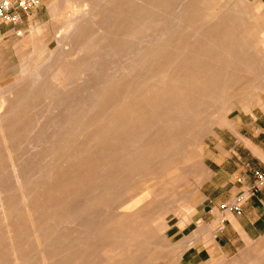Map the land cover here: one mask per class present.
Segmentation results:
<instances>
[{
  "label": "rangeland",
  "instance_id": "obj_1",
  "mask_svg": "<svg viewBox=\"0 0 264 264\" xmlns=\"http://www.w3.org/2000/svg\"><path fill=\"white\" fill-rule=\"evenodd\" d=\"M84 1L42 0L20 24L0 27V166L9 158L5 134L21 168L41 172L25 193L34 219L40 226L47 223L43 238L54 245V259L64 264H264L259 251L225 259L214 239L199 233L206 208L202 185L214 169L212 159L222 155V144L230 149L239 138L264 139V0H156L157 31L168 36L160 40L164 47L152 74L139 80L116 77L118 65L111 56L130 27L131 20L120 17L132 1L86 0L107 18L86 23L83 39L64 40L69 21L77 19L71 9ZM179 15L185 17L182 24L176 21ZM126 44L131 53L136 42ZM88 61L109 64L107 78L114 82L106 85L104 103L85 114L92 96L84 91L87 75L80 74L72 109L80 111L70 123L68 105L48 110L44 87L58 89L52 78L67 80L72 75L65 69ZM49 118L64 126L69 122V129L61 160L45 181L40 176L49 162L31 158L37 154L38 129ZM105 130L111 133L102 137ZM94 132L98 136L88 141ZM3 174L15 239L25 249L26 264H37L21 192L8 171ZM71 208L83 216L74 230L63 223ZM0 264H12L1 221Z\"/></svg>",
  "mask_w": 264,
  "mask_h": 264
},
{
  "label": "bare ground",
  "instance_id": "obj_2",
  "mask_svg": "<svg viewBox=\"0 0 264 264\" xmlns=\"http://www.w3.org/2000/svg\"><path fill=\"white\" fill-rule=\"evenodd\" d=\"M131 1L133 3V7L128 9V11H125L124 9L125 6H124L123 13H121V17H120L121 21H124V22H129L128 20H131L129 24L130 27L128 30H125L123 34L120 35L119 37L120 45L118 49L115 52H113L114 54L111 56H113L116 59V63L118 65V68L116 71V77L125 76V77L139 80L145 76L147 77L150 74H152L154 66L157 64L159 60V57H160L159 55L161 54L160 51H162L164 47V46L161 47L160 40L162 41V40L167 39L168 31H164L161 34H159L157 31L158 30L157 29L158 28L157 14L160 9H159V6L155 3L156 0H131ZM83 3L84 4L77 3L71 9L73 15L76 16L77 19L73 21H69L68 26L66 27L65 32H64V35H65L64 40L73 41L75 39L76 40L78 39L79 41L83 39L84 38L83 30H84L85 25H87L86 23L94 22L98 19L102 20V19L107 18V15L106 16L102 15L100 12L97 11L96 7H92L91 4L89 6L86 0ZM144 9L149 10V12L144 13ZM184 20H185V17L183 16L176 18V21H178V23H181V24L184 23ZM142 37H144V39ZM131 41L136 42L135 49L131 53H127L126 43H129ZM144 42H145V46L143 47ZM63 68H65V66ZM110 68L111 67L109 66V64L107 66L100 61H88L84 65H81V66L77 65V66H74V68L68 69V70L65 69V72L67 73L68 71L69 74L72 75V77L70 76L68 78L67 76L68 78L67 80L64 78H56V77L52 78V80H54L57 83L58 89L44 87V97L46 99L45 104L47 105L48 110L50 107H54L56 104L64 103L68 105L67 107L68 110L66 113H68L67 117H69V122L71 123V121L77 119V115H78L77 113H79L80 110H78L77 113L74 110H72L74 108L73 103L75 101V97L79 93L78 90H76L75 88V82L77 81V77L80 74H85L87 75L88 85L85 86L84 91L89 94V97L92 96L93 98V100L91 98L89 103L87 102L88 105L85 108L86 109L85 111L87 112L85 114H88L93 107H96L97 105H101L102 103H104V99H105L104 96L107 91L106 85L110 81H113V78L112 79L107 78L108 77L107 74L109 73ZM134 87L136 86H133V89ZM125 95H126V92H125ZM1 104H4V101L1 102ZM55 120L56 118H51V119L49 118V120L47 119L46 121L47 124L45 125V127H41L38 129L39 135H37L38 137L36 138V144H35L37 154H35V158L34 157L31 158V159H36L38 157L39 158L41 157L43 160H47L49 162L45 168V171L42 173L43 175L41 174L40 176V179L42 180L45 179V181L47 180V178H49L51 173L56 169V167L58 166V163L61 160L60 156L62 152V143L64 141L63 134L65 131L69 129L67 127V125L69 126L68 124L69 122L65 124L64 126V125L58 124L57 121ZM125 127L126 126L124 125L122 128H125ZM73 131L74 130H72L71 128V130H69V135H71ZM109 133H111V130L103 131L102 137L107 136ZM96 136H98L96 133L93 134L89 138L90 140L88 141H91L92 139L96 138ZM136 137L137 135H131L129 139L130 141H133L135 140ZM2 140H3V146L6 149L9 158L5 164L7 166H0V221L2 223L4 234L8 238V241H9V254L12 259V264H26V261H24L25 260V256H24L25 249L21 245H18L15 239L16 236L14 234V229L11 224L12 212H10L7 209V197L5 196V189L3 187L4 185L3 179L5 177L3 174V170L8 171L9 173L8 178L13 183V187L16 190L21 192L19 198L21 200L22 207L24 208V211H25L24 217L28 220V223H29L30 237H32L34 240L33 247H34V255L37 260V264H64L63 261L58 262L54 259L55 256H53L52 254V248L54 247V245L53 244L50 245L47 242V240H44L43 238V230L47 229V228H44L46 227L47 223H44L43 226H40L41 224L34 219V216L36 214L34 212L35 210L29 208L28 201L30 197L29 195H27V193H25V190L31 185L32 182L33 183L35 182L34 178L37 172L39 171H37V169H30V168L22 169L21 164L11 157L13 148L8 142L9 137L3 134ZM40 173L41 172H39V174ZM40 179L37 181H40ZM84 207L87 208L86 206ZM73 209L71 208L67 210L68 215L64 218L65 220L63 223L67 224V226H70L71 229L74 230L77 228L78 224L81 223L83 216L78 214ZM112 233L114 232L112 231ZM105 235H106V232H105ZM117 235H120V234H117ZM132 239L133 238H131L130 242L132 241ZM85 262L86 264H89L88 260H86Z\"/></svg>",
  "mask_w": 264,
  "mask_h": 264
},
{
  "label": "crops",
  "instance_id": "obj_3",
  "mask_svg": "<svg viewBox=\"0 0 264 264\" xmlns=\"http://www.w3.org/2000/svg\"><path fill=\"white\" fill-rule=\"evenodd\" d=\"M263 142L239 138L230 149L223 143L222 155L212 159L214 169L202 185L206 208L200 214L204 228L199 233L212 237L225 259L244 252H264V185L254 191L253 177L254 170L264 169ZM196 182H203L202 174ZM241 195L244 200L240 212L221 209Z\"/></svg>",
  "mask_w": 264,
  "mask_h": 264
},
{
  "label": "built area",
  "instance_id": "obj_4",
  "mask_svg": "<svg viewBox=\"0 0 264 264\" xmlns=\"http://www.w3.org/2000/svg\"><path fill=\"white\" fill-rule=\"evenodd\" d=\"M42 3V0H0V27L15 26L29 17ZM254 191H258L264 185V169L253 172ZM244 196H238L230 204L221 205L223 210L240 212Z\"/></svg>",
  "mask_w": 264,
  "mask_h": 264
}]
</instances>
